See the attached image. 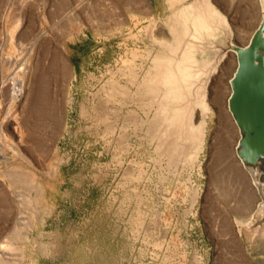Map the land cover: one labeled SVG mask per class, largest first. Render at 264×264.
Here are the masks:
<instances>
[{
    "label": "rangeland",
    "instance_id": "1",
    "mask_svg": "<svg viewBox=\"0 0 264 264\" xmlns=\"http://www.w3.org/2000/svg\"><path fill=\"white\" fill-rule=\"evenodd\" d=\"M212 3L245 46L258 0ZM165 11L163 0H0V264H222L236 252L264 264L233 223L259 201L235 155L237 128L218 133L210 102L226 72L227 104L234 54L209 83L202 151L201 132L192 145L183 129L156 127L136 93L151 20L155 40L169 42ZM228 175L245 188L233 191Z\"/></svg>",
    "mask_w": 264,
    "mask_h": 264
},
{
    "label": "water",
    "instance_id": "2",
    "mask_svg": "<svg viewBox=\"0 0 264 264\" xmlns=\"http://www.w3.org/2000/svg\"><path fill=\"white\" fill-rule=\"evenodd\" d=\"M258 3L260 21L241 47L233 42L229 20L212 0H165L166 16L159 22L169 42L155 40L151 22L143 51L151 66L136 93L147 99L145 106L150 103L154 108L156 127L183 129L185 142L190 144L189 133L201 132L202 151L211 112L209 83L226 56L235 55L227 100L238 132L235 155L259 201L248 220L234 218L233 223L248 249L260 247L264 252V0ZM197 111L201 119L195 125Z\"/></svg>",
    "mask_w": 264,
    "mask_h": 264
},
{
    "label": "bare ground",
    "instance_id": "3",
    "mask_svg": "<svg viewBox=\"0 0 264 264\" xmlns=\"http://www.w3.org/2000/svg\"><path fill=\"white\" fill-rule=\"evenodd\" d=\"M55 36V35H54ZM231 54V53H230ZM235 56V55H234ZM230 60V59H229ZM235 60H236V57H235ZM231 62V61H230ZM52 65V63H51ZM53 66V65H52ZM56 67V66H55ZM228 70V69H226ZM225 76H226V72L222 73V75L217 79L218 81L216 82L215 86H214V89L211 93V97H210V102L212 104V108L215 109V117H216V123H217V126H218V133L222 132L223 134H228L230 132L233 133L234 132V126L233 124H235L233 122V119L228 111V106L227 104L225 105L224 103V91L225 89L223 90V86H225L224 84V79H225ZM216 81V80H215ZM224 84V85H223ZM230 87V85H229ZM212 90V89H211ZM211 92V91H210ZM216 126V127H217ZM202 135V133H201ZM222 135V134H221ZM230 139V138H228ZM217 145V144H216ZM215 149V153H216V147L214 148ZM221 150V149H220ZM221 152V151H220ZM224 152V151H223ZM227 153V152H226ZM230 153V152H229ZM214 155V154H213ZM234 163V162H233ZM238 165V164H237ZM227 171V169H226ZM228 172V171H227ZM231 173V172H230ZM26 175V174H25ZM24 175V176H25ZM229 176V175H228ZM30 177V176H29ZM25 178V177H24ZM30 179V178H29ZM28 179V180H29ZM32 180V179H31ZM32 182V181H31ZM228 182H231L232 183V187H233V191L236 189L237 191L239 189H241L240 187H242L243 189L245 188L244 185H243V182H241L240 178L238 176H234V177H231L229 176L228 177ZM30 185V183H29ZM32 186V184H31ZM255 189V188H254ZM256 190V189H255ZM239 194V193H238ZM240 195V201L237 205V207H234L235 208V211L238 213V210L241 206H243L246 202H247V198L250 196V194L247 193V190H246V193H242L239 194ZM248 203V202H247ZM249 204V203H248ZM234 210V209H233ZM242 211V210H240ZM212 235V234H211ZM212 237V236H211ZM233 240V239H232ZM235 240V239H234ZM224 241V240H223ZM227 241V240H226ZM232 245L235 246V244L233 243ZM238 246V245H237ZM2 247H0L1 249ZM234 249V248H233ZM236 249V248H235ZM238 251V250H237ZM223 253V252H222ZM238 252H236V254H232L233 257H230L229 260H227L226 256H224L222 258V261L221 263L222 264H249L248 261L246 259H244L240 254L237 255ZM218 262V261H217ZM216 263V262H215Z\"/></svg>",
    "mask_w": 264,
    "mask_h": 264
},
{
    "label": "crops",
    "instance_id": "4",
    "mask_svg": "<svg viewBox=\"0 0 264 264\" xmlns=\"http://www.w3.org/2000/svg\"><path fill=\"white\" fill-rule=\"evenodd\" d=\"M163 4L166 7L165 0H163ZM142 5H143L142 7L144 10V12L141 13L142 15H144L145 17H150L151 15H153L150 13L153 9V6L151 3L145 4V5L142 4ZM151 22H153V20H151L149 24H151ZM146 26H148V21L146 23ZM85 43H86V41H85V39H83V41H81L79 43H73V45H72V49H73L74 53L77 55L78 60H80V57L86 53L85 52ZM73 69H74V71L79 72L78 66L75 65Z\"/></svg>",
    "mask_w": 264,
    "mask_h": 264
},
{
    "label": "flooded vegetation",
    "instance_id": "5",
    "mask_svg": "<svg viewBox=\"0 0 264 264\" xmlns=\"http://www.w3.org/2000/svg\"><path fill=\"white\" fill-rule=\"evenodd\" d=\"M179 140L180 139H175V143H174V136H173L172 139H170V142H172L171 147H174V149H176V144L179 142Z\"/></svg>",
    "mask_w": 264,
    "mask_h": 264
}]
</instances>
